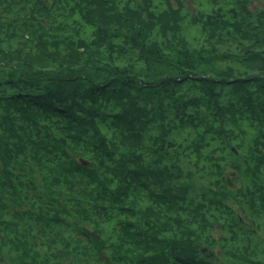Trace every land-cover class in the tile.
Returning a JSON list of instances; mask_svg holds the SVG:
<instances>
[{
    "label": "trees",
    "instance_id": "16d2710c",
    "mask_svg": "<svg viewBox=\"0 0 264 264\" xmlns=\"http://www.w3.org/2000/svg\"><path fill=\"white\" fill-rule=\"evenodd\" d=\"M249 5L0 0V264H264Z\"/></svg>",
    "mask_w": 264,
    "mask_h": 264
},
{
    "label": "rangeland",
    "instance_id": "374dc122",
    "mask_svg": "<svg viewBox=\"0 0 264 264\" xmlns=\"http://www.w3.org/2000/svg\"><path fill=\"white\" fill-rule=\"evenodd\" d=\"M187 8L189 9L190 12L194 11V8L191 6L189 2L186 3ZM250 8L255 9V8H262L264 7V1L263 0H250ZM186 37L189 40H195L198 38V32L194 30L193 28H188L186 29Z\"/></svg>",
    "mask_w": 264,
    "mask_h": 264
},
{
    "label": "water",
    "instance_id": "95a60500",
    "mask_svg": "<svg viewBox=\"0 0 264 264\" xmlns=\"http://www.w3.org/2000/svg\"><path fill=\"white\" fill-rule=\"evenodd\" d=\"M232 151H235L234 148H232ZM80 162L83 165H89L88 161L84 160V159H80ZM237 175V173L232 170V169H227L224 172V180H225V184L226 186L230 189V190H234L235 189V184L233 183V178Z\"/></svg>",
    "mask_w": 264,
    "mask_h": 264
}]
</instances>
